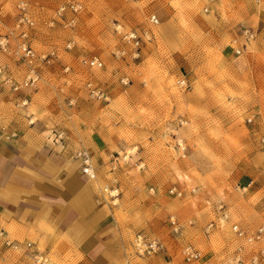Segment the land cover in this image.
Listing matches in <instances>:
<instances>
[{
  "label": "rangeland",
  "instance_id": "374dc122",
  "mask_svg": "<svg viewBox=\"0 0 264 264\" xmlns=\"http://www.w3.org/2000/svg\"><path fill=\"white\" fill-rule=\"evenodd\" d=\"M21 1L32 25L17 26ZM78 1V11L57 15L67 0H0V38L8 45L0 50V83L14 114L39 123L49 142L72 158L87 149L94 175V158L109 153L113 174L101 189L133 219L121 246L125 257L105 264H235L238 254L243 264L254 256L264 264V236L248 244L231 230L264 224V41L254 35L239 55L233 52L243 42L238 24L264 0ZM129 29L142 35L137 60L118 33ZM22 31L38 55L32 66L14 54ZM119 49L124 57L115 55ZM92 57L101 68L85 64ZM31 70L36 84L13 91L10 84ZM181 77L186 88L176 84ZM88 83L107 99L92 97ZM171 186L184 196L170 195ZM172 219L181 226L177 233ZM136 234L158 239L163 249L136 254ZM25 243L10 249L0 239V264H31L35 251ZM187 245L198 259L184 257Z\"/></svg>",
  "mask_w": 264,
  "mask_h": 264
},
{
  "label": "crops",
  "instance_id": "0c3cea01",
  "mask_svg": "<svg viewBox=\"0 0 264 264\" xmlns=\"http://www.w3.org/2000/svg\"><path fill=\"white\" fill-rule=\"evenodd\" d=\"M253 15L238 24L237 32L246 27L262 43L264 1ZM6 86L0 83V228L55 263L70 264L77 257V264L121 261L133 216L121 213V202L115 205L101 189L113 174L107 170L109 153L93 157V178L82 174L79 163L49 142L39 123L14 114Z\"/></svg>",
  "mask_w": 264,
  "mask_h": 264
},
{
  "label": "built area",
  "instance_id": "2783aa9c",
  "mask_svg": "<svg viewBox=\"0 0 264 264\" xmlns=\"http://www.w3.org/2000/svg\"><path fill=\"white\" fill-rule=\"evenodd\" d=\"M65 8H68L72 12H76L81 8V4L78 0H67L65 5H62L57 9V15H60ZM18 9H19V18L17 21V26L19 25V23L22 22H24L27 25H32V21L27 16L26 4L22 1L19 2ZM148 20L151 24L157 23V18L155 17V15H150ZM118 33L122 42L130 46L131 51L128 54V56L132 60H137L140 56L142 35L134 29H129L122 32L118 31ZM254 35H255L254 32H252L250 29L248 28L242 29L240 33V38L243 39V42L240 44H235L233 48V52L236 55H239L241 51L244 49L246 43L253 40ZM235 41L236 40H234V43ZM7 48H8L7 40L5 38H0V50L6 51ZM14 54L17 56L18 59L22 60L28 66H32L34 62H36L38 59V55L28 44L27 33L24 31L21 32V40L17 42ZM125 54L126 52L124 49H119L115 53L117 57H124ZM48 55L51 56L52 53ZM42 59H46V56H43ZM85 64H87V66L89 67H96V68L102 67V62L96 57L90 58L88 61L85 62ZM67 69L68 68L66 67L65 70ZM3 72H4V67L0 65V74H2ZM37 80H38V74L33 70H31L30 74L20 83H11L10 79H5V83H11L10 84L11 89L13 91H17L22 88L32 87L33 85L36 84ZM125 81L126 80H122V82L126 83ZM176 84L180 88H186L187 80L184 77H181L176 80ZM87 87L92 97H96L104 100L107 99L104 92L100 88H96L95 86H92L91 83H88ZM25 103L26 100L20 101V105H25ZM179 123L183 124L184 121L180 120ZM61 137H62V133L60 132L57 133V135L55 136V138L53 137V139L55 142H57L58 140L61 139ZM176 145L180 150H184L183 142L181 139L177 140ZM74 158L79 163L81 173L85 174L89 178H93L94 168L92 165V157L87 151V149L83 147L78 148L74 152ZM167 192L170 195H173L178 198L184 196V191L175 186L169 187ZM191 192H193V190H191ZM170 225L174 233H177L181 228L180 224L173 219L170 221ZM213 227H215V222L212 221L207 225L206 232ZM231 230L236 238L241 239L242 241L248 244H254L260 241L261 237L264 236V224L259 226L253 232H250L247 229L238 226L237 224H233L231 226ZM0 239L2 240V243L7 247L18 249L21 246L19 243L14 242L13 240L7 238L2 228H0ZM24 247L26 249H29L31 247V243L30 242L25 243ZM132 247L135 253L140 256L154 255L163 249V245L158 239L147 237L141 234H136L133 237ZM183 255L186 259H198L200 257V253L197 250H194L190 245H187L183 248ZM31 261H32L31 264H52V262L45 253L38 251H35L34 253L31 254ZM250 262L252 264H256L258 262V257L257 256L252 257L250 259ZM235 264H243V259L242 257H240L239 254L236 256Z\"/></svg>",
  "mask_w": 264,
  "mask_h": 264
}]
</instances>
